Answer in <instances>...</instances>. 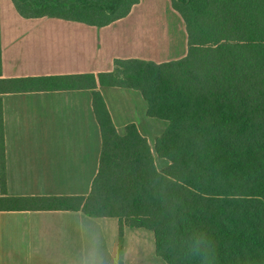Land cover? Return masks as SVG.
Segmentation results:
<instances>
[{"label": "trees", "instance_id": "16d2710c", "mask_svg": "<svg viewBox=\"0 0 264 264\" xmlns=\"http://www.w3.org/2000/svg\"><path fill=\"white\" fill-rule=\"evenodd\" d=\"M141 0H12L24 18L106 27ZM188 34L187 55L155 63L117 59L111 72L2 78L10 93L91 90L102 135L87 196L7 193L0 97V211H82L156 237L166 264H264V0H170ZM100 87L139 91L148 115L168 123L156 164L135 124L120 135Z\"/></svg>", "mask_w": 264, "mask_h": 264}, {"label": "crops", "instance_id": "0c3cea01", "mask_svg": "<svg viewBox=\"0 0 264 264\" xmlns=\"http://www.w3.org/2000/svg\"><path fill=\"white\" fill-rule=\"evenodd\" d=\"M158 6L167 18L151 11ZM177 13L170 0H141L127 17L98 28L51 17L24 18L12 0H0L2 78L98 75L113 71L117 59H182L188 52V34ZM168 21L177 28L170 29ZM100 91L118 133L124 135L126 127L135 124L157 166L166 167L155 147L168 123L148 115L139 91ZM0 97L9 196L89 195L102 153L92 91ZM119 230L118 219L93 218L82 211H0V264H121ZM122 254L123 264H166L157 255L154 232L145 228L125 227Z\"/></svg>", "mask_w": 264, "mask_h": 264}, {"label": "rangeland", "instance_id": "374dc122", "mask_svg": "<svg viewBox=\"0 0 264 264\" xmlns=\"http://www.w3.org/2000/svg\"><path fill=\"white\" fill-rule=\"evenodd\" d=\"M159 8L158 9H152L151 11H156V13H157V15H156V17H163V18H167L168 17V14H166V12H165V10H164V8H162V6H158ZM177 16H179L180 17V15L177 13ZM181 20H182V18H181ZM182 24H183V26H185L184 25V23H183V21H182ZM168 27H170V29H171V27H174V28H177V23H174V22H170V21H168ZM181 27H182V25H181ZM184 29H182V32H181V34H182V37L184 36H187V34H186V30L185 31H183ZM175 33L177 34V31H175ZM174 34V33H173ZM179 36V35H178ZM178 36H177V38H178ZM183 37V38H184ZM181 42V41H180ZM180 42H178V48H180ZM178 52H181V49L180 50H177Z\"/></svg>", "mask_w": 264, "mask_h": 264}]
</instances>
